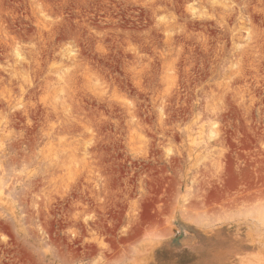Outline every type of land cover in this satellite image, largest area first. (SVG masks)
<instances>
[{
	"label": "rangeland",
	"instance_id": "374dc122",
	"mask_svg": "<svg viewBox=\"0 0 264 264\" xmlns=\"http://www.w3.org/2000/svg\"><path fill=\"white\" fill-rule=\"evenodd\" d=\"M210 1L0 0V264H264V0Z\"/></svg>",
	"mask_w": 264,
	"mask_h": 264
},
{
	"label": "bare ground",
	"instance_id": "6f19581e",
	"mask_svg": "<svg viewBox=\"0 0 264 264\" xmlns=\"http://www.w3.org/2000/svg\"><path fill=\"white\" fill-rule=\"evenodd\" d=\"M208 1H210V0H208ZM212 1H213V0H211L210 2H212ZM217 1H218V0H217ZM217 1H216V2H217ZM219 1H221V0H219ZM202 2H203V1H202ZM203 3H204V2H203ZM214 3H215V1H214ZM214 3H212V6L214 5ZM206 4H207V3H206ZM215 5H216V4H215ZM219 6H221V5H219ZM217 7H218V6H217ZM217 7H216V8H217ZM206 8H207V7H206ZM214 8H215V7H214ZM221 8H222V7H221ZM219 9H220V7H219ZM222 10H223V9H222ZM222 10H220V11H222ZM203 13H204V12H203ZM221 13H222V12H221ZM218 23H219V22H218ZM216 24H217V23H216ZM243 24H244V23H243ZM242 28H243V27H242ZM240 37H241V36H240ZM240 37H238V40H240V39H239ZM242 40H243V39H242ZM223 42H224V41H223ZM235 42H237V41H235ZM238 42H240V41H238ZM238 42H237V43H238ZM244 42H245V41H244ZM244 42H243V43H244ZM13 51H16V50H13ZM15 54H16V52H15ZM17 55H18V54H17ZM228 62H229V61H228ZM227 70H228V69H227ZM227 70H226V71H227ZM218 71H219V70H218ZM226 71H225V74H226V73L228 74V73H229V70H228V72H226ZM231 71H233V70H231ZM233 72H234V74L236 73V71H233ZM223 75H224V74H223ZM231 75H232V73H230L228 76H231ZM222 80H223V79H222ZM223 82H224V81H223ZM227 82H228V81H227ZM129 112H130V111H129ZM10 115H11V114H10ZM8 116H9V115H8ZM11 116H12V115H11ZM11 116H10V117H11ZM128 117H129V116H128ZM131 117H133V116H131ZM9 119H10V121L12 120L11 118H9ZM45 123H46V122H45ZM43 126H44V124H42V126H41L42 129H43ZM127 127H128V126H127ZM51 129H52V128H51ZM44 130H46V129L44 128ZM211 134H213L212 131H211ZM42 137H43V136H42ZM45 139H46V138H45ZM34 142H36V141H34ZM31 143H32V142H31ZM17 146H18V145H17ZM15 147H16V146H15ZM239 184H240V183H239ZM232 185H233V184H232ZM248 186H251V185L248 184ZM248 186H247V189H246L247 191L249 190V189H248ZM228 187H229V186H228ZM228 187H227V189H228ZM241 187H242V189H243V186H241ZM232 188H233V187H232ZM232 188H230V189H231V190H234V192H235V189H232ZM245 188H246V186H245ZM249 188H250V187H249ZM242 189H241V190H242ZM250 189H252V188H250ZM224 190H225V189H224ZM224 190H223V193H225ZM239 190H240V189L236 190V192L239 191ZM241 190H240V191H241ZM243 190H244V189H243ZM246 190H244L243 192L245 193ZM226 191H227V190H226ZM228 191H229V189H228ZM247 191H246V192H247ZM251 191H252V190H251ZM257 191H259V190H257ZM257 191H256V193H257ZM234 192H231V194H232V193L234 194ZM260 192H261V191H260ZM260 192H259V194H260ZM263 192H264V191H263ZM227 193L229 194L230 192H226L225 195H227ZM241 193H242V191H241L239 194L241 195ZM244 193H243V194H244ZM249 193H252V192H249ZM261 193H262V192H261ZM233 194H232V195H233ZM239 194H236V196H238ZM252 194L255 195V192L252 193ZM259 194H258V195H259ZM240 195H239V196H240ZM245 195H247V194H245ZM258 195H256V197H257ZM230 196H231V195L229 194V197H230ZM241 196H244V195H241ZM225 197L227 198V196H225ZM225 197H223V198H225ZM229 197H228V199H229ZM245 197H246V196H245ZM247 197H248V196H247ZM247 197H246V200H248ZM256 197H254V198H256ZM231 198H233V197H231ZM231 198H230V199H231ZM249 198H253V197H249ZM228 199H227V200H228ZM230 199H229V200H230ZM235 199H237V198H235ZM235 199H234V200H235ZM244 199H245V198H244ZM259 199H260V198H259ZM229 200H228V201H229ZM232 200H233V199H232ZM249 200H250V199H249ZM253 200H254V199H253ZM230 201H231V200H230ZM238 201H239V200H238ZM251 201H252V199H251ZM251 201H250V202H251ZM254 201H255V200H254ZM254 201H253V202H254ZM257 201H258V199H257ZM221 202H222V201H221ZM244 202H245V200H244ZM250 202H249V203H250ZM253 202H251V203H253ZM247 203H248V201H247ZM227 204H228V207H229V203H227ZM236 204H237V203H236ZM236 204L234 205L235 208L237 207ZM245 204H246V202H245ZM257 204H258V203H257ZM261 204L264 205V203H260V205H261ZM221 205H222V203H221ZM221 205H220V207H221ZM238 205H239V204H238ZM240 205H241V204H240ZM246 205H247V204H246ZM258 205H259V204H258ZM263 205H262V206H263ZM251 206H254V205L251 204ZM255 206H256V205H255ZM223 207H224V206H223ZM223 207H222V208H223ZM225 207H226V206H225ZM247 207H248V206H247ZM249 207H250V205H249ZM249 207H248V209L251 208V207H250V208H249ZM256 207H257V206H256ZM258 208H259L260 210L263 209V208H261V207H257V210H259ZM254 209H255V208H254ZM242 210H244V209H242ZM263 210H264V209H263ZM240 211H241V210H240ZM246 211H247V210H246ZM248 211H249V210H248ZM248 211H247V212H248ZM251 211H252V209H251ZM254 211H255V210H254ZM255 212H257V211H255ZM260 212H261V211H260ZM237 213H238V212H237ZM240 213H241V212H240ZM244 213H245V212H244ZM248 213H249V212H248ZM252 213H254V212L252 211ZM242 214H243V212L241 213V216H244V215H242ZM249 214H250V213H249ZM249 214H248V216H249ZM254 214H257V213H254ZM208 215H209V214H208ZM245 215H246V214H245ZM209 216H210V215H209ZM218 216H221V214L218 215ZM229 216H231V215H229ZM232 216H233V215H232ZM210 217H214V215H213V216L211 215ZM216 217H217V215H216ZM227 217H228V216H227ZM251 217H252V216H251V214H250V217H249V218H251ZM255 217H259V213H258V216L255 215ZM261 217H262V216H261ZM220 218H221V217H220ZM231 218H232V217H231ZM233 218H234V216H233ZM237 218H238V217H237ZM242 218H243V217H242ZM209 219H210V218H209ZM216 219H217V218H216ZM221 219H224V218H221ZM235 219H236V218H235ZM213 220H214V218H213ZM227 220H228V219H227ZM229 220H230V219H229ZM209 221H210V220H209ZM215 221H216V220H214V222H215ZM218 221H219V220H218ZM260 221H261V218H260ZM260 221H259V222H260ZM214 222H210V223L212 224V223H214ZM263 222H264V219H263ZM211 224H210V225H211ZM261 224H264V223H261ZM259 225H260V223H259ZM260 226H261V225H260ZM236 228H237V227H236ZM253 256H254V255H253Z\"/></svg>",
	"mask_w": 264,
	"mask_h": 264
}]
</instances>
